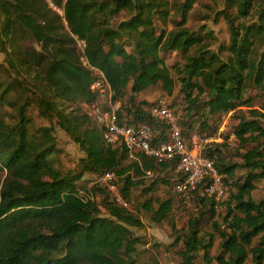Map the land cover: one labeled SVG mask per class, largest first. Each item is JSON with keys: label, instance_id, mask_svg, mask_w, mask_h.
<instances>
[{"label": "trees", "instance_id": "trees-1", "mask_svg": "<svg viewBox=\"0 0 264 264\" xmlns=\"http://www.w3.org/2000/svg\"><path fill=\"white\" fill-rule=\"evenodd\" d=\"M50 2L0 0L1 50L9 65L23 76L16 81L15 90L13 82L0 84V110L6 104L15 110L11 122L0 114V170L6 171L4 179H0V264H137L135 254L141 239L132 234L128 225L141 226L142 220L110 200L106 186L96 183L88 192L77 181L84 171H115L117 180L123 179L120 190L128 200L134 185L128 174L130 169L146 173L153 169L170 171L169 167L156 163L142 151H136L134 161L123 165V158L129 156L125 144L120 140L109 142L104 136L106 126L92 123L88 113L76 105L67 111L63 102L93 100L91 67L104 73L115 97L123 94L130 82L135 93L161 82L171 94L175 80L161 52L178 50L186 60L184 66L176 67L183 74L179 79L187 100L196 105V96L207 92L212 112L234 110L250 87L264 93V0H226L223 16L230 33V55L226 59L210 49L211 31L200 35L184 26L192 0L180 5L181 20L167 34L157 31L154 16L167 13L168 0ZM123 9L132 13L131 18L120 23L118 29L112 28L110 19ZM254 13L257 20L251 24L239 21ZM120 32L132 37L135 53L128 52L116 40ZM79 40L84 42L82 51L77 46ZM82 57L89 65L83 63ZM31 75L41 81V86L33 83L30 90L36 95L42 114L56 116L60 127L84 150L81 171H63L56 166L60 150L52 127L33 129L23 83ZM194 89L196 96H192ZM12 91L17 94L15 101L10 99ZM118 112L117 117H121ZM252 112L264 116L256 109ZM136 113L140 121L156 120L146 109ZM235 134L243 145L252 140L256 145L241 154L248 175L243 183H235V205L228 207L225 217L230 231L220 232L223 252L214 258L218 264H243L251 253L253 264H264V191L260 201L251 196L254 181L264 180V126L242 119ZM215 164L223 176L233 175L237 166L224 164L221 159ZM98 192L106 193L103 204L108 216L101 215L100 204L94 199ZM198 199L202 203L211 199L210 212L214 213L213 197L198 195ZM143 206L152 212L156 222L172 210L171 199L159 201L158 208L152 207L151 200ZM198 221H191L189 232L176 239L184 241L179 264H196L200 248L204 249L203 257L211 259L212 237L207 243L198 237ZM255 237L259 242L250 246Z\"/></svg>", "mask_w": 264, "mask_h": 264}, {"label": "rangeland", "instance_id": "rangeland-1", "mask_svg": "<svg viewBox=\"0 0 264 264\" xmlns=\"http://www.w3.org/2000/svg\"><path fill=\"white\" fill-rule=\"evenodd\" d=\"M50 2V0H48ZM185 0H168L167 13H156L154 21L157 31L164 30L169 33L176 29V21L181 20V13L178 8ZM193 4L185 17L184 26L189 27L192 31L205 35L207 31L212 32L210 38V49L216 54L226 59L230 53L227 46L230 42V33L226 19L223 16V10L227 8L226 0H192ZM50 5L63 13V11ZM235 12V9H231ZM132 13L128 10H121L116 16L110 19V25L114 29H118L120 23L127 21L131 18ZM257 20L256 14L250 15L246 19H239L240 22L251 24ZM116 40L121 46L130 53H135L134 41L131 36L126 32H120L116 36ZM206 42V39H204ZM38 46V44H35ZM106 48L108 45L104 44ZM78 48L82 51L84 42L79 40L77 43ZM194 53V49L191 50ZM161 56L164 58L171 74L174 77L175 85L171 94L163 88L162 83L158 82L150 84L141 91L135 93L131 90V83L123 91V94L114 96L112 90L111 96L104 97V101H100L97 92L93 93L92 101L77 100L72 104L63 102L62 107L69 111L71 107L78 106L83 112L88 113L91 122L101 127L100 120H105L103 110L117 108L121 113L118 117L119 121L127 120L128 124L136 125L137 118L136 111L138 109H146L151 111L156 105H167L170 110L175 112L176 121L182 130L183 136L186 141L192 143V137L196 136L197 143L201 144L202 150L200 152L206 157L211 159L214 164L218 159H221L224 164H234L237 166L234 169L233 175H224V193L220 196L216 194H204L202 192H181L176 187L173 175L168 169H153L148 173H140L136 169H130L128 174L131 175L134 185L130 188L129 199L123 198L121 188L123 187V179L117 183V190H112L99 180L100 173L91 171H84L81 179L77 181L83 191H90L91 188L98 183L103 187L106 186V192L109 194L110 200L116 201L119 205L127 207L136 216L142 220L141 226H130L134 236H138L141 242L137 244V251L135 258L137 264H179L181 262L180 249L184 246V241L181 239L177 241L178 236L185 235L189 232V224L191 221H198V237L203 239L206 243L212 237V247L209 251L210 261H207L204 256V249L200 248L195 257L196 264H218L214 258L222 254L223 248L221 247L222 230H229L225 217L228 213V207L231 205L234 208L235 202L232 197L233 193L237 192L235 183H243L248 175V168L242 166L243 159L241 154L246 149L256 145V141H249L243 145V142L235 134V128L239 125L242 119L257 121L264 126V116L255 115L252 110L264 112V93L254 87H250L244 93L240 104L234 109L229 111L212 112L208 99L209 96L203 93L197 95V90L192 91V96H196V102L191 104L181 88L179 73L176 66H184L185 59L183 53L178 50L162 51ZM118 61L122 58L117 56ZM88 65V64H87ZM94 72V71H93ZM23 76H19L15 69L9 65V59L0 46V84L6 85L7 83H14V90L18 88L16 81H21ZM26 85V95L29 97V105L27 107L28 115L33 120V129L41 126L52 127L53 135L56 138V146L59 152L56 158V166L63 171L77 170L81 171L83 166L81 159L85 157L84 150L79 146L73 138L63 130L58 124L56 116L53 114L47 116L42 114L41 108L36 100V95L31 92V86L36 83L41 86V81L36 75H31L28 80L23 82ZM35 89V88H34ZM38 94V91H36ZM98 96V97H97ZM10 99L17 100L16 91H12ZM98 103L100 111L94 107ZM118 112V113H119ZM1 116L7 121L11 122L15 110L9 104H6L0 110ZM117 114V112H116ZM118 116V115H117ZM147 122V121H146ZM165 121L153 120L148 122L151 128L152 135L156 136V141L167 137L168 126ZM249 135V133L245 134ZM264 143V139H261ZM199 153V152H198ZM135 157L126 156L122 160L123 165H128L134 161ZM82 165V166H81ZM216 165V164H215ZM226 165V166H227ZM6 175L5 170H0V179H4ZM98 179V180H97ZM118 179V178H117ZM103 183V184H102ZM255 188L251 192V196L255 201H260L263 198L264 180L262 178L254 181ZM120 193V194H119ZM106 193L98 192L94 199L100 204L101 215L108 216V212L103 204V198ZM122 195L121 200L118 197ZM199 196H208L215 199L214 213L210 212L211 199L202 203L198 199ZM121 197V196H120ZM171 199L172 210L161 222H156L152 218V212L146 209L143 204L151 200L152 207L158 208L159 201ZM235 213L240 214L237 209ZM202 214V215H201ZM259 242V238L255 237L250 246H254ZM243 264H253L251 253L247 256Z\"/></svg>", "mask_w": 264, "mask_h": 264}, {"label": "built area", "instance_id": "built-area-1", "mask_svg": "<svg viewBox=\"0 0 264 264\" xmlns=\"http://www.w3.org/2000/svg\"><path fill=\"white\" fill-rule=\"evenodd\" d=\"M82 60L84 64H88L84 57ZM91 68L94 72L90 90L97 92V95L101 96H97L100 101H104V97L112 94L111 85L101 70ZM94 107L100 111L98 103L94 104ZM110 109L112 111H102L105 120H100L101 124L106 126L104 136L109 142L122 141L131 157L135 156L136 151H142L153 157L156 163L167 164L172 172V179L181 192L200 191L218 196L224 193L223 176L219 169L211 159L200 152L202 147L197 143L196 136L192 137V143L186 141L176 121L175 112L167 105H156L150 111L156 121H165L168 126L167 137L158 141L156 136L152 135L148 122L137 121L133 126L128 124L127 120L118 121L116 114L118 107L115 109L110 107ZM99 180L112 190H117L118 180L115 171L104 172ZM120 196L119 200L122 198V195Z\"/></svg>", "mask_w": 264, "mask_h": 264}, {"label": "clouds", "instance_id": "clouds-1", "mask_svg": "<svg viewBox=\"0 0 264 264\" xmlns=\"http://www.w3.org/2000/svg\"><path fill=\"white\" fill-rule=\"evenodd\" d=\"M117 119H118V117H117ZM119 121V120H118ZM130 156V155H129ZM131 157V156H130Z\"/></svg>", "mask_w": 264, "mask_h": 264}]
</instances>
